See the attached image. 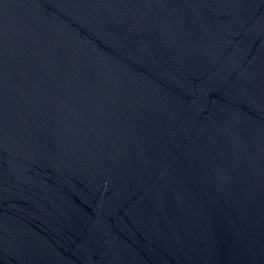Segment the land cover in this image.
Returning a JSON list of instances; mask_svg holds the SVG:
<instances>
[{
  "label": "water",
  "instance_id": "water-1",
  "mask_svg": "<svg viewBox=\"0 0 264 264\" xmlns=\"http://www.w3.org/2000/svg\"><path fill=\"white\" fill-rule=\"evenodd\" d=\"M0 264H264V0H0Z\"/></svg>",
  "mask_w": 264,
  "mask_h": 264
}]
</instances>
